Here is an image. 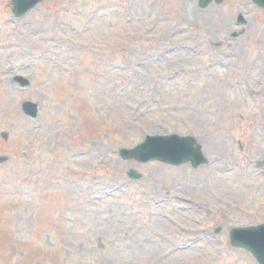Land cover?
Segmentation results:
<instances>
[{"label": "rangeland", "instance_id": "obj_1", "mask_svg": "<svg viewBox=\"0 0 264 264\" xmlns=\"http://www.w3.org/2000/svg\"><path fill=\"white\" fill-rule=\"evenodd\" d=\"M41 1L15 19L0 0V264H257L229 240L264 224V11ZM159 135L209 163L119 158Z\"/></svg>", "mask_w": 264, "mask_h": 264}, {"label": "water", "instance_id": "obj_2", "mask_svg": "<svg viewBox=\"0 0 264 264\" xmlns=\"http://www.w3.org/2000/svg\"><path fill=\"white\" fill-rule=\"evenodd\" d=\"M40 0H14V13L22 17L32 9ZM212 0H200V7H205ZM222 0H216L221 2ZM259 8L264 10V0H252ZM26 82L22 83L25 86ZM23 112L31 117H36V106L31 103H24ZM119 155L123 160L133 159L140 163L158 161L172 166H179L187 161L196 168L207 163L203 157L201 147L196 144L193 138H180L171 136H147L143 143L132 150L122 149ZM6 158H1L0 163H4ZM131 178H138L133 171H130ZM230 242L233 247L247 250L258 264H264V224L254 227L235 228L231 231Z\"/></svg>", "mask_w": 264, "mask_h": 264}, {"label": "flooded vegetation", "instance_id": "obj_3", "mask_svg": "<svg viewBox=\"0 0 264 264\" xmlns=\"http://www.w3.org/2000/svg\"><path fill=\"white\" fill-rule=\"evenodd\" d=\"M221 46H222V44H217V45H215L214 47H215V48H219V47H221ZM215 62H216V63H219V64H222V61H219L218 59H216Z\"/></svg>", "mask_w": 264, "mask_h": 264}]
</instances>
